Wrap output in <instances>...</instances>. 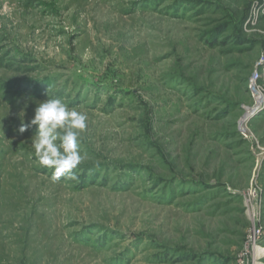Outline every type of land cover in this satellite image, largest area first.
Masks as SVG:
<instances>
[{
  "label": "rangeland",
  "instance_id": "obj_1",
  "mask_svg": "<svg viewBox=\"0 0 264 264\" xmlns=\"http://www.w3.org/2000/svg\"><path fill=\"white\" fill-rule=\"evenodd\" d=\"M47 98L87 115L74 179L18 132ZM262 248L264 0H0V264Z\"/></svg>",
  "mask_w": 264,
  "mask_h": 264
},
{
  "label": "clouds",
  "instance_id": "obj_2",
  "mask_svg": "<svg viewBox=\"0 0 264 264\" xmlns=\"http://www.w3.org/2000/svg\"><path fill=\"white\" fill-rule=\"evenodd\" d=\"M27 100L25 101V106ZM21 123L18 132L23 134L35 126L31 145L38 164L53 169L51 180L59 181L61 177L75 178L73 169L81 164L83 157L79 152L81 133L87 128V115L69 109L59 98L46 99L36 105L34 116Z\"/></svg>",
  "mask_w": 264,
  "mask_h": 264
},
{
  "label": "bare ground",
  "instance_id": "obj_3",
  "mask_svg": "<svg viewBox=\"0 0 264 264\" xmlns=\"http://www.w3.org/2000/svg\"><path fill=\"white\" fill-rule=\"evenodd\" d=\"M264 250V248H262Z\"/></svg>",
  "mask_w": 264,
  "mask_h": 264
}]
</instances>
